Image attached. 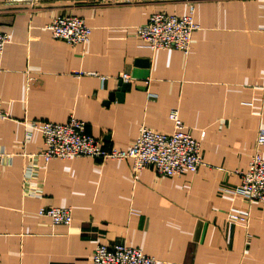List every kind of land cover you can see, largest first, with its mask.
<instances>
[{
    "label": "crops",
    "instance_id": "1",
    "mask_svg": "<svg viewBox=\"0 0 264 264\" xmlns=\"http://www.w3.org/2000/svg\"><path fill=\"white\" fill-rule=\"evenodd\" d=\"M190 6L187 54L137 37L152 13ZM60 14L81 17L89 40L54 39L45 26ZM0 32V264H91L96 245L117 243L157 264H264V205L235 193L256 149L264 158V0H0ZM173 108L202 160L175 177H134L129 159L45 162L42 135L24 137V121L72 116L127 149L142 125L170 133ZM42 207L70 208L71 223L52 225Z\"/></svg>",
    "mask_w": 264,
    "mask_h": 264
},
{
    "label": "built area",
    "instance_id": "2",
    "mask_svg": "<svg viewBox=\"0 0 264 264\" xmlns=\"http://www.w3.org/2000/svg\"><path fill=\"white\" fill-rule=\"evenodd\" d=\"M37 0H5L6 4L34 3ZM194 8L190 6L184 14L165 12L152 13L147 22L136 28V35L142 44L152 50L177 49L187 54L190 49L192 34L197 25L193 18ZM45 28L54 39L62 40L70 46L89 40L91 28L78 16L69 14L57 15ZM9 41L7 33L0 32V54ZM76 76L82 72H75ZM96 75V73H87ZM105 76H100L105 80ZM121 80L128 82L130 75L123 73ZM7 118L0 110V119ZM172 131L164 133L152 130L144 125L127 149L105 147L102 143L86 133V123L70 117L65 123L47 121H24V137L30 139L35 132L43 137L44 150L41 153L45 162L51 159H71L92 157L103 160H131L134 177L146 167H151L159 176L175 177L186 172H195L202 163L200 142L194 139L180 118L178 109L169 111ZM204 135V133H202ZM264 143V129L257 133L256 146ZM25 174L24 183H28ZM248 201H259L264 205V158L256 149L248 167L240 172V183L235 189ZM39 216L49 218L52 225H69L72 221L68 207H42L37 211ZM234 219L244 216L230 214ZM158 261L145 255L141 249L117 243L113 245L98 244L91 255V264H157Z\"/></svg>",
    "mask_w": 264,
    "mask_h": 264
}]
</instances>
